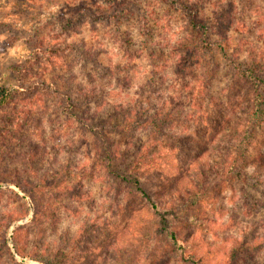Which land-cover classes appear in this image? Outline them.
Segmentation results:
<instances>
[{"label":"rangeland","instance_id":"rangeland-1","mask_svg":"<svg viewBox=\"0 0 264 264\" xmlns=\"http://www.w3.org/2000/svg\"><path fill=\"white\" fill-rule=\"evenodd\" d=\"M204 1L190 0L199 21L222 23L208 49L181 3L0 0V264H182L146 201L113 183L108 140L120 171L158 155L145 186L179 209L187 255L226 264L246 238L262 246L240 264H264V184L224 182L252 109L244 73L264 81V0ZM139 114L179 122L158 133Z\"/></svg>","mask_w":264,"mask_h":264},{"label":"trees","instance_id":"trees-1","mask_svg":"<svg viewBox=\"0 0 264 264\" xmlns=\"http://www.w3.org/2000/svg\"><path fill=\"white\" fill-rule=\"evenodd\" d=\"M108 1L118 2L120 0ZM165 1L173 5L175 11L179 8V3H181L183 9L189 11V23L192 24L196 30L201 29L204 32L203 35L205 37L201 42L203 47L208 49L211 45L209 38L211 37L212 32L222 24L220 19L216 17V15H219V12L214 14V20L210 19L208 22L205 20L199 21L198 12L200 14V10L203 9L204 0H198L199 4L197 3V6H201L199 11L196 10V8L194 9L191 7L192 3H190V0ZM129 7L133 8V11H137L135 4L131 3ZM196 21H198V23H196ZM192 52V54L196 55L195 51ZM210 66L211 65L207 68L209 73L212 71ZM238 71L240 72V69H238ZM259 71L260 70L251 66L244 73L246 78L244 80L249 85L250 93L252 95V109L247 113L245 129L241 136V141L235 149L231 151V166L229 168V173L224 177L225 184L231 189L237 185L251 184L252 187L257 190L260 185L264 184V153L261 151L264 146V81L258 75ZM11 96L12 94H10L9 91L5 92L2 90L0 92V109L8 104ZM141 115L142 114H139L135 119L133 118L134 120H131L138 126L150 128L158 133H162L167 126L169 127L174 125V123L179 122L172 114H168L160 119L151 117L144 121H141ZM126 127H128L127 124L123 127L116 126L115 130L117 129L119 132H122L126 130ZM108 143H111V140L102 142L103 156L101 158L102 160H106V171L112 176V181L115 183V186L119 188L123 185H128L130 188V194L136 195L146 201L148 211L156 217L155 220L157 222V227L155 231L160 237L165 235L166 238L172 242L176 254L182 264H203L201 260L196 259L195 255H187V247L180 243L181 237L179 231L176 229V227L179 228V226H181L179 225L178 217L179 209L175 205H166L159 199H155L145 186V182L149 181L154 175V169L157 164L156 158L158 155L156 153L150 154L151 151L142 152L132 163L126 165V167L120 171L113 166V164L116 163L118 156L111 151V147ZM250 167L255 169L252 176L257 177V181L253 183L248 181V177L251 176L248 172V168ZM17 186L21 187L19 183H17ZM202 201L208 203L212 207L215 206V203L213 205L211 201H208L207 197H203ZM252 205L254 204L247 205V208H250ZM245 214L248 216L251 215L250 212ZM198 218H200V215H196V221H193L192 225L197 224V226L202 229L205 225L203 222H199ZM261 246L262 245L248 242L246 238L243 240H236L229 251L226 264H240L248 255L251 256L253 251H259ZM46 264L54 263L51 262Z\"/></svg>","mask_w":264,"mask_h":264}]
</instances>
